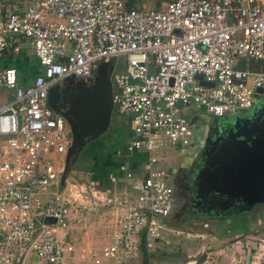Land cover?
Wrapping results in <instances>:
<instances>
[{
    "label": "built area",
    "instance_id": "built-area-1",
    "mask_svg": "<svg viewBox=\"0 0 264 264\" xmlns=\"http://www.w3.org/2000/svg\"><path fill=\"white\" fill-rule=\"evenodd\" d=\"M157 1L0 0V57L25 38L40 67L27 83L13 67L0 70V90H11L0 103V264L28 253L58 263L74 249L71 220L102 207L114 210L113 226L105 242L79 248L85 264H125L140 246L150 249L176 210L164 156L188 153L198 128L189 108L225 116L249 109L264 90V0ZM116 56L124 69L111 75L112 107L127 118L129 138L107 179L131 178L123 160L137 153L135 192L119 197L66 177L61 186L71 135L47 104L48 88L86 79Z\"/></svg>",
    "mask_w": 264,
    "mask_h": 264
},
{
    "label": "rangeland",
    "instance_id": "rangeland-1",
    "mask_svg": "<svg viewBox=\"0 0 264 264\" xmlns=\"http://www.w3.org/2000/svg\"><path fill=\"white\" fill-rule=\"evenodd\" d=\"M130 1L133 2L134 7L143 6L144 8L157 7L156 3L158 2L157 0ZM19 45L23 49L26 48L28 53L33 54L28 39H20ZM8 57H0V68L6 64V61L15 64L16 54L13 53ZM111 63L110 83L112 82L111 75L124 69L123 57H113ZM263 100L264 90L258 95L256 101ZM249 109L234 111L232 114L225 116H216L199 107L191 106L189 113H191L198 128L195 139L189 146H186L189 156L193 151L200 149L199 145L211 146L210 137L212 135H219L229 122L246 116ZM117 120H119L118 124L122 126L125 117L116 114L112 107L110 125L111 122ZM128 138L129 136L126 134L121 139L124 142ZM97 139L86 143L85 149L83 148L84 152L81 151L75 160L69 164L66 178L70 182L76 181L85 185L88 180L104 175L102 171L105 169L104 164L101 160L96 159L97 150L100 152L98 146L102 144L100 143L102 140ZM78 158L81 162L77 161ZM164 158L166 164L171 167L176 166L178 160L184 157L164 156ZM189 190L186 192L177 189L176 201L179 203L180 209L174 214L172 212L165 219L167 228L162 230V238L155 242L150 249H146L145 246L141 247L146 250V260H143L142 252L139 251L136 258L130 259L125 264H264V204L257 208L255 206L260 203L256 204L247 212L226 217H201L194 211L196 203ZM42 198L45 199L46 197ZM105 218L107 221L111 220L110 211L101 210L88 214L86 219L82 221L83 225H81L83 227L75 228L73 232L68 231L66 241L74 246H77V242L80 246L82 244L87 246L100 245L106 241L105 236H103L105 231L102 224ZM99 224H102V228H99ZM85 231H88L89 236L83 235ZM221 238H224V240L219 241ZM12 256L15 257L16 252H13Z\"/></svg>",
    "mask_w": 264,
    "mask_h": 264
},
{
    "label": "water",
    "instance_id": "water-1",
    "mask_svg": "<svg viewBox=\"0 0 264 264\" xmlns=\"http://www.w3.org/2000/svg\"><path fill=\"white\" fill-rule=\"evenodd\" d=\"M112 69L111 60L101 62L95 69V75L87 78L88 84L82 79L65 78L64 81L74 82L75 91L70 97V115H63L56 108V99L59 96V84L55 83L48 88L47 104L54 111L62 115L69 127L71 142L65 150L63 171L60 185L68 172L69 164L75 160L85 144L97 139L110 126L112 110L111 86L109 74ZM210 85V83H208ZM261 87L256 89L262 93ZM255 99V105L258 103ZM262 110L258 105L246 117L231 121L224 136L223 131L215 137V141L207 152L202 173L216 163H226L231 166L221 174L211 175L213 187L218 196H224L223 203L236 201L242 206L225 214H238L248 211L256 203H264V124L259 121L264 117L257 116ZM233 169V171H232ZM207 172V171H206ZM196 184H203V176L197 179ZM206 186V185H205ZM206 188V187H205Z\"/></svg>",
    "mask_w": 264,
    "mask_h": 264
},
{
    "label": "crops",
    "instance_id": "crops-1",
    "mask_svg": "<svg viewBox=\"0 0 264 264\" xmlns=\"http://www.w3.org/2000/svg\"><path fill=\"white\" fill-rule=\"evenodd\" d=\"M7 3L14 2L15 0H6ZM20 40V39H19ZM27 49H23L19 45V50L17 52H13L9 50L5 55L3 56H10L11 54L15 53L16 54V59H15V64L13 62L6 61V64L0 68V70L7 68V67H13L15 68L17 72V79L18 82L20 83H27L31 80L33 75L40 69L39 65L36 62V58L33 54L28 53L26 51ZM9 58V57H8ZM12 63V64H11ZM28 75V76H27ZM11 97V90L10 89H2L0 90V103L5 101L6 99H9ZM124 117V116H123ZM118 121L111 122L109 132L105 134L104 140L100 146V154L98 151V154L102 156V163L104 164L105 169H103V176H96L95 178H92L88 180L85 183H92L97 187H100L102 190H109L111 194L122 197L125 193H134L135 192V185L139 181V176L140 173L138 174V166L140 163L141 156H139L137 153H133L132 156L125 161L127 167L133 172V176L129 179L123 178V175L119 172H116L118 180L117 182L113 185L111 182L107 179V174L110 171H115L117 164L122 161L120 157L116 155V150L122 149L123 148V141L122 137L128 134V128H129V123L127 118L125 117V120H121L125 124V128H122L118 124ZM97 153H96V158H97ZM110 162V164H109ZM90 166V165H88ZM136 166V167H135ZM108 168V169H107ZM105 178V180H104ZM70 180L67 179L68 183ZM76 182V181H74ZM68 185V184H67ZM101 210H108L110 211V215L112 216L110 221H107L106 218L103 219V227H104V233L103 236L105 238H108L106 235L108 232H110L113 222H114V210L109 209L108 207H102V208H97V209H91V210H82L80 213V216L76 217L75 219H72L71 222L72 224L70 227L66 230V235L68 239V231L71 230V232L74 231L75 228H81L83 227V222L88 214L96 213ZM72 216V215H71ZM70 216V217H71ZM245 216V215H243ZM100 221V220H99ZM81 222V223H80ZM82 224V225H81ZM102 224H99V228H102ZM75 234L77 236V233L75 231ZM85 236H89L88 231H85L83 233ZM224 240V238L219 239V241ZM102 241V240H101ZM73 245V244H72ZM79 246V247H78ZM84 246L83 244L80 246H74L73 251L71 252H66L62 259L56 263V264H85L84 261L82 260L81 253L79 251V248ZM137 257V256H136ZM134 257V258H136ZM132 258V260L134 259ZM83 262V263H82ZM129 262V261H128ZM12 264H38L36 262L35 256L32 253H28L27 255H24L20 257L19 255L16 256L14 262ZM130 264V263H129Z\"/></svg>",
    "mask_w": 264,
    "mask_h": 264
},
{
    "label": "flooded vegetation",
    "instance_id": "flooded-vegetation-1",
    "mask_svg": "<svg viewBox=\"0 0 264 264\" xmlns=\"http://www.w3.org/2000/svg\"><path fill=\"white\" fill-rule=\"evenodd\" d=\"M94 75H95V72H93L89 77L92 78ZM89 77H87V78H89ZM86 79H82V80H84L85 83L88 84L89 81H87ZM57 83L59 84V88H58L59 96L55 102L56 108L58 109L57 111L61 112L63 115H70L71 109H70V101L69 100L75 91V88H74L75 83L73 81L72 82L64 81V79L57 82ZM258 105L262 106V110L258 111L256 115L257 116L260 115V117H258V118H262V117H264V100L258 102L256 105L254 103L250 107L249 112L250 111L252 112L253 110H255V108H257ZM244 117H246V116H244ZM230 123L231 122H229L226 125L225 129H222V131H223L222 135L223 136H224L226 130L229 128ZM259 123H261V127H262V125L264 124V120L259 121ZM109 129H110V127L106 131L109 132ZM216 136L217 135L214 134L210 137L212 144L215 141ZM199 146H200V149H198L197 151H193L190 156H189V153H187L185 155H181L184 158H180V160H178L177 165L172 166V175H170V179H171L170 182L172 185L173 200L175 202H177L176 201L177 189L178 190L182 189V190H185L187 192V190H189V188H190L189 191H191L194 202L196 203L194 211L197 212L201 217H204V216L226 217L228 215H231V214H225L224 216H220V214H222L224 212L231 211V210L233 211V209L240 208L243 203L236 201V199H234L233 202H231V203L225 202L222 204L223 199H225V197L217 195L216 190L213 187L212 178H210V176L214 175V173H216L218 175L223 173V172L227 173L226 171L230 170L231 166H229L226 163V161L222 164H220V163L212 164L213 166H209L210 168L208 170H206L207 172L205 171L203 174L202 173V171H203L202 166H203L204 161L206 159L205 154L207 152H209V148L212 145L206 146V144H204V145L202 144ZM82 151H83V149H82ZM78 160H79V158L77 159V161ZM78 162H81V160H79ZM232 171H233V169H232ZM202 176H203V180H205V182L203 181V184L201 183L199 185L196 184L197 183L196 181H198L197 179L198 178L201 179ZM256 204H259V203H256ZM256 204H254L252 207H254ZM262 204H264V203H260L259 205L255 206V207L256 208L260 207V206H262ZM176 205H177L176 210L174 212H176V211L178 212L180 209L178 202L176 203ZM174 212H173V214H174Z\"/></svg>",
    "mask_w": 264,
    "mask_h": 264
},
{
    "label": "trees",
    "instance_id": "trees-1",
    "mask_svg": "<svg viewBox=\"0 0 264 264\" xmlns=\"http://www.w3.org/2000/svg\"><path fill=\"white\" fill-rule=\"evenodd\" d=\"M126 6H127V7H132V6H133V2H131L130 0H128V2L126 3ZM35 60H36V59H35ZM36 62H37V60H36ZM37 64H38V63H37ZM238 67L241 68V67H243V65H240V64H239ZM125 124H126V122H125V123L123 122V124H121V125H122V128H125ZM105 134H106V133H105ZM105 134H104V133L101 134V135L98 137V139H99V140L101 139L102 142H103L104 137H105ZM98 139H97V140H98ZM102 142H100V143H102ZM98 148H99V147H98ZM98 151H99V150H97V152H96V153H97V156H98L96 159L101 160V162H102V156L98 154ZM99 153H100V152H99ZM109 164H110V162H109ZM135 167H136V166H135ZM138 167H139V166H138ZM107 169H108V168H107ZM104 180H105V178H104ZM238 214H239V213H238ZM231 215H234V214H231ZM141 247H143V246H140V250H139V251L142 252V255H143V257H144L143 260H146V255H147V254H146V250H145L144 248H141ZM144 262H145V261H144Z\"/></svg>",
    "mask_w": 264,
    "mask_h": 264
}]
</instances>
